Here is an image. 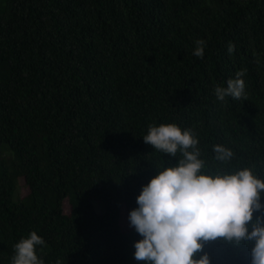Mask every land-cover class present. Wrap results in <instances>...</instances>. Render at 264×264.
Wrapping results in <instances>:
<instances>
[{
    "label": "trees",
    "instance_id": "trees-1",
    "mask_svg": "<svg viewBox=\"0 0 264 264\" xmlns=\"http://www.w3.org/2000/svg\"><path fill=\"white\" fill-rule=\"evenodd\" d=\"M230 78L243 95L218 100ZM160 124L195 135L201 171L249 168L264 182V0H4L0 264L32 231L44 264H143L122 219L182 158L143 142ZM213 145L231 160L216 161ZM203 251L210 264L250 261V245L221 238Z\"/></svg>",
    "mask_w": 264,
    "mask_h": 264
},
{
    "label": "clouds",
    "instance_id": "clouds-1",
    "mask_svg": "<svg viewBox=\"0 0 264 264\" xmlns=\"http://www.w3.org/2000/svg\"><path fill=\"white\" fill-rule=\"evenodd\" d=\"M194 44L192 54L203 57L205 41L198 39ZM243 93L239 78L214 88L218 100L238 99ZM142 140L170 157L179 151L182 158L158 169L141 186L137 207L127 217L141 237L133 243V258L143 264H210L205 244L221 238L235 246L250 245L249 264H264V182L249 168L215 174L201 171L204 161L199 158L195 135L176 124L149 125ZM212 150L221 164L233 157L222 145H213ZM254 213H258L255 219ZM43 243L35 231L21 237L14 245L11 264H44L37 255V246Z\"/></svg>",
    "mask_w": 264,
    "mask_h": 264
},
{
    "label": "rangeland",
    "instance_id": "rangeland-1",
    "mask_svg": "<svg viewBox=\"0 0 264 264\" xmlns=\"http://www.w3.org/2000/svg\"><path fill=\"white\" fill-rule=\"evenodd\" d=\"M4 6V0H0V12L3 9ZM20 187H17V191L15 192L14 196H15V200L19 201L21 199V197H24L27 194V189L24 187L23 181H20L19 185ZM66 208V212H69V205L66 204L65 205ZM104 208L103 206H101L99 208V212H103ZM128 215L124 214L123 219H122V225L124 227V229L129 228V222L127 219Z\"/></svg>",
    "mask_w": 264,
    "mask_h": 264
}]
</instances>
